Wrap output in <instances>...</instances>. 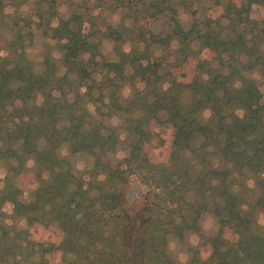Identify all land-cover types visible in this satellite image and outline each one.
Segmentation results:
<instances>
[{"label":"trees","instance_id":"16d2710c","mask_svg":"<svg viewBox=\"0 0 264 264\" xmlns=\"http://www.w3.org/2000/svg\"><path fill=\"white\" fill-rule=\"evenodd\" d=\"M112 6L122 19L105 30L77 10L40 13L35 26L60 58L49 52L38 70L27 54L34 22L0 0V264H50L56 253L65 264H179L171 240L200 232L205 213L220 229L190 264H264V0ZM107 40L116 61L103 55ZM64 146L92 159L83 176ZM30 175L38 186L25 200ZM133 176L157 210L143 223L128 209ZM42 229L54 238L38 240Z\"/></svg>","mask_w":264,"mask_h":264},{"label":"rangeland","instance_id":"374dc122","mask_svg":"<svg viewBox=\"0 0 264 264\" xmlns=\"http://www.w3.org/2000/svg\"><path fill=\"white\" fill-rule=\"evenodd\" d=\"M114 0H4L6 5V11L9 13L17 12L22 16L30 18L34 22V26L37 23L38 15L44 12V18L46 21V16L49 17L51 12H58L59 17L67 19L71 16L73 10H77L83 14L85 20L90 23H95L96 27L105 30L110 24H118L122 19V13L119 11L114 13L113 4ZM42 10V11H41ZM47 11V14H46ZM51 11V12H50ZM181 17L183 25L186 29L190 27L193 18L186 13L181 11ZM127 25L130 24V20L126 18ZM58 20L52 21V26H57ZM155 30L162 28V23L153 25ZM34 40L27 48V54L29 58L35 64V67L39 70L41 69V63L44 57L50 52L59 59L60 54L57 51H49L46 47V37L43 34V29L34 27ZM130 44L124 45V50H130ZM165 58L170 56L169 53H163ZM103 55L109 61L118 60L117 54L114 51V43L111 40H107L103 44ZM173 59H170L167 64V69L174 67ZM259 80V75H255ZM132 89L130 86H126L123 89V95L125 98L130 97ZM204 117L206 120L211 118V111L206 110L204 112ZM114 124H119V121L115 120ZM161 136L169 142L171 135L170 130H161ZM152 153L162 156L164 154L163 149H152ZM64 157L70 160L74 168V173L78 176H83L91 168L92 159L85 154L71 155L68 151L67 146H64L61 150ZM127 155V150L120 148L118 153L112 156L115 161L117 159H122ZM29 166H33V162H29ZM5 167L0 164V189L4 186L5 179ZM38 186V181L34 179L33 175H30L28 185L24 188L23 199L29 200L31 192ZM251 188L254 187V183L249 182ZM127 196V203L129 211L138 217L140 223L147 221L148 219L157 215V210L150 208L145 205L144 194L146 191L145 186L141 183L138 177L133 176L130 182L124 187ZM4 210L11 216L13 214V207L8 204L5 206ZM258 221L261 227L264 228V213L258 215ZM9 224L12 221H8ZM17 226L19 228H27L24 221H18ZM220 225L217 218L211 213H205L201 220V230L200 232H192L188 234L184 240L172 239L169 245L170 253L173 259L179 264H190L195 252L198 250H206L205 254H209L208 244L219 231ZM52 230H39L36 231V238L38 240L53 239V235L50 234ZM35 232V231H34ZM50 264H65L62 259L61 253H56L49 258Z\"/></svg>","mask_w":264,"mask_h":264}]
</instances>
